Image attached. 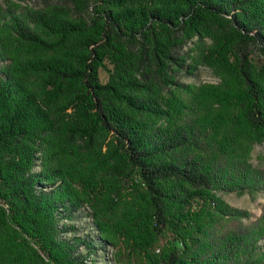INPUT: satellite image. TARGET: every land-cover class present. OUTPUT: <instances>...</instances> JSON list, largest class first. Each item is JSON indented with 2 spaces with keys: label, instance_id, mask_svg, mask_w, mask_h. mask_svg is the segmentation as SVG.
Returning <instances> with one entry per match:
<instances>
[{
  "label": "trees",
  "instance_id": "obj_1",
  "mask_svg": "<svg viewBox=\"0 0 264 264\" xmlns=\"http://www.w3.org/2000/svg\"><path fill=\"white\" fill-rule=\"evenodd\" d=\"M205 39L222 80L185 84V47ZM263 139L264 0L0 11V264H96L111 236L101 203L118 207L128 179L146 264H264V214L247 221L219 195L264 190L248 156ZM84 204L98 237L69 236Z\"/></svg>",
  "mask_w": 264,
  "mask_h": 264
},
{
  "label": "rangeland",
  "instance_id": "obj_2",
  "mask_svg": "<svg viewBox=\"0 0 264 264\" xmlns=\"http://www.w3.org/2000/svg\"><path fill=\"white\" fill-rule=\"evenodd\" d=\"M51 1L60 2L61 0ZM45 3L46 0H0V11L7 12L8 10H20L28 7H41ZM209 43L210 39H205L197 43L191 42L185 47L188 67L187 70H182L177 75L183 83L201 86L203 84H219L221 82V72L216 67L202 60L203 50ZM100 75L102 80L106 81L107 72L104 69H101ZM248 156L253 164L264 165V139L253 141L249 145ZM117 190L120 196L118 207L110 208L108 201L103 199L100 206L102 213H99L103 218L102 226H105L107 234L111 236L105 247L93 253L89 257L91 260L88 259V262H95L96 264H146L145 251L139 246V242L130 238L133 235L128 234L127 230H130V227L126 220L127 213H125L128 210V206L129 211L132 206H134L136 211L140 209L138 203V199L141 198L140 194L136 191L135 184L130 179L118 185ZM219 195L230 206L247 210L249 213V216L245 219L247 221L255 220L264 214V190L257 192L222 191ZM83 206L78 212L76 219L72 221L75 229L72 230L69 236L78 235L81 238H86L87 236L98 237L100 230L96 227V222H99V219L95 209L88 204ZM96 209L99 211L97 207ZM258 244L264 250V237L259 239ZM82 249L85 251L84 247ZM43 258L49 261L48 258ZM34 261L36 264H45L40 257H36Z\"/></svg>",
  "mask_w": 264,
  "mask_h": 264
}]
</instances>
